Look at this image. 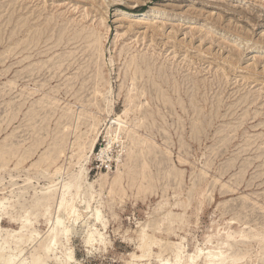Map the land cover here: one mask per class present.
<instances>
[{
    "label": "rangeland",
    "instance_id": "rangeland-1",
    "mask_svg": "<svg viewBox=\"0 0 264 264\" xmlns=\"http://www.w3.org/2000/svg\"><path fill=\"white\" fill-rule=\"evenodd\" d=\"M49 19L59 30L52 31L38 50L33 44L23 50L26 37L20 31L24 21L33 31L38 22ZM74 28L85 35L93 30L100 34V52L87 53L91 44L81 37L56 47L59 31L72 34ZM36 52L44 53L37 59ZM67 52L79 55L71 62L72 68L65 69L67 61L58 71L59 57ZM131 55L150 60L141 65L146 69V81L140 79L138 91L165 88L174 101L134 98L136 105L143 102L145 109L156 111L139 128L140 137L151 135L154 141L150 145L157 147L147 154L149 179L152 176L156 186L143 193L126 180V194L111 195L109 185L102 193L97 185L92 210L78 202L70 220L74 229L67 240L77 259L72 264L138 263L132 255L140 253L141 229L150 221L161 222V229L149 231L163 245L178 242L189 252L218 242L226 250L224 234L228 230L239 236L250 229H264V0H0V198L11 190L18 192L32 178L22 193L23 200L31 202L36 191L47 187L56 166H70L77 142L89 144L93 114H76V118L73 113L85 107L89 112L104 108L110 97L114 112L125 109ZM36 61L44 64V70L33 78L30 72ZM99 70L107 81L103 83L107 95L99 97L101 101L93 95ZM77 74L83 76L75 81ZM110 87L112 94L107 93ZM68 105H72L70 109ZM64 111L71 115L65 117ZM102 119L98 142L85 166L92 182L103 173L115 175L118 160H126L129 147L124 132L111 141L117 134L115 128H110L109 117ZM55 142L64 145L65 153L56 162L41 163ZM108 142L112 150L99 157ZM11 149L15 154H9ZM170 170L173 176L167 177ZM95 208L103 212L101 221L96 219ZM54 215L55 206L49 219ZM179 215L181 219L174 222ZM1 223L5 229L19 228L18 222L7 217ZM49 226L45 218L35 223L39 238L47 235ZM91 229L102 234L99 243L87 244ZM241 244L239 248L249 249V253L239 264H260L261 244L254 241L250 248L248 243ZM159 249L155 246L146 262L161 264V259L174 258L170 251ZM31 251L28 245L26 256Z\"/></svg>",
    "mask_w": 264,
    "mask_h": 264
},
{
    "label": "bare ground",
    "instance_id": "bare-ground-1",
    "mask_svg": "<svg viewBox=\"0 0 264 264\" xmlns=\"http://www.w3.org/2000/svg\"><path fill=\"white\" fill-rule=\"evenodd\" d=\"M137 7H139V6L138 5L135 6V8H137ZM26 21L27 20L24 21L23 25L21 24L22 25L21 30H22V28H23V30L20 31L23 34V36L26 37L24 42L22 41L23 42L22 43L23 50H27L28 47L31 46L32 44L34 45V48H37V50H38L40 48V44L43 43V40H45L46 38L49 39L51 37L52 31L55 32L56 30L57 31L59 30L56 28L55 25H53V23H52L54 21L53 19H49V20L44 21V22H38L35 25V27H33L34 28L33 31L30 30V29H32V27ZM60 27H62V26H60ZM71 27H73V26L71 25ZM65 29H64V31L63 30L59 31L58 39L56 38V41H55L56 47L57 46L59 47L65 41H66L65 43H69L70 41L81 37L83 39V42L86 39V41L87 42L89 41L91 44V45L87 46V48L89 47L88 48L89 51L87 52V50H84V53L87 52V53L93 55V51L100 52V46L102 44L101 43L102 40L100 38H102V37L99 38L98 36L100 34L99 35L97 33L95 34L94 30L92 31L93 33H91L89 35H85L84 34L85 32L83 33V30L80 31V33H79V31L76 32V29L74 28L76 33L71 34V33L66 31L68 28L66 30ZM80 29H82V28H80ZM88 30L90 31L91 29L89 28ZM72 31H74V30H72ZM86 31H87V29H86ZM81 32L84 35H81ZM97 32L99 33V31H97ZM66 35L69 37L67 38ZM94 36H95V39L93 38ZM92 42H93V44H92ZM94 43H96L97 45L94 46ZM87 44H89V43H87ZM42 51H44V50H42ZM43 53L38 52L36 54V56H38V57H36V58L37 59L41 58L43 56ZM76 53L71 52V53L66 54V56L63 55L64 57L60 56L59 57L60 62L57 61V62H59V64H58L56 69L57 70L61 69L65 65V62H67V61L69 63L68 64L66 63L67 65H65V69L68 70V69L72 68L71 62L76 58V56H77ZM47 54H48V52H47ZM26 60H27V58H26ZM148 60L149 59L145 58V57H144V59H139V57L137 58L135 55H133L131 57V62H129V65H128V69L130 70V72H129L130 76H129L128 80H130L131 83L129 84L128 90L125 92V93L128 92L127 97H128L129 103L127 102L128 105L125 106V109L121 113L114 112V109H113L114 107L112 108L110 96H109L110 98L106 97L108 100L104 99L107 101L106 107H104V108L100 107V108H98L97 111H90L89 112L86 110V109H88L87 107L83 108L78 113L76 111H75L76 113H73V111H72L73 114H75V115L77 114L79 117L81 115L86 114V113L87 114L91 113V114H93L94 120H93V124L91 125L92 138L89 141V144L88 143L86 144L85 141H83L82 143L77 142L78 143V151L75 152L76 151L75 150L74 153L71 155L72 161L70 162L69 167L65 166L66 165L65 163H64L65 165L56 166L54 169V172L51 173L48 177V182L46 185L47 187H45L44 190H41V192L36 191L34 196L32 197V201L29 203L23 200L24 196L22 194L23 190L28 187V186L26 187V185H29L28 183H30V181H32L31 180L32 178L30 179L29 177H28L29 179L26 178L27 180L25 181L28 183L23 185L19 191L17 190L18 192H16L15 190H11V192L8 196L0 198V264H72L77 259L75 257L74 248L68 246L67 240L69 239V237H70V235L74 229V224H72L70 220L73 218V216H75L76 211L78 210L77 209V203L78 202L83 203L84 207L86 209L92 210V201H93V199H96L95 194L98 192L97 191V185L100 186V189L102 190L101 193L104 192L103 190L106 187V185H109L110 188L109 187L108 188L110 189L109 193L111 195H115L118 193L119 194H121V193L126 194L127 189L124 185V182H126V180L128 181V183L130 185L137 187V189L139 191H142L143 193L147 192L148 190H150V191L153 190V188L156 186L154 184L153 177L151 176V178L149 179L150 175L148 174V170L150 168V164H149V161L147 159V154H149L150 152H155L153 150L157 147L154 146L155 148H153V146L150 145L151 142L154 141V140H151L153 137L152 138L149 137L151 135L142 138V137H140L141 136L140 135L141 130H139V128L141 126H143V124L145 123V119H147L148 117L155 116L156 111L153 110L154 108L153 109L152 108L151 109H145L144 108L145 103H143V102L142 103L140 102V104L136 105V102H134V100H135L134 98H141V97H136L138 95L139 96H146L147 99L149 98V96L151 98L157 97L158 99H160V101L167 103L168 101L171 100V97L169 96L170 94L167 93V91H164L165 88L163 90H162V88L161 89L160 88H154L153 89L154 92H153L152 88H150L151 91L148 90L147 88H143L141 91H138L139 90V81L141 78H143L145 80L144 77L146 75L145 74L146 69L144 70V68L141 65L143 63L146 64L148 62ZM53 61H56V60H53ZM47 62H49V61H47ZM36 63H37V61H36ZM50 63H52V62H50ZM150 65H151V62H150ZM75 66H76V64H75ZM43 67H44V64H40V62L37 63L34 68L31 66V68H33L32 69L33 71H32V73L30 72V76L31 77L33 76V78L35 76V78H37L40 75H42L43 70H44ZM88 67H89V65H88ZM125 67L127 68V66H125ZM147 67H152V66H147ZM48 68H49V66H48ZM78 68H80V67H78ZM25 72H27V71H25ZM28 72H29V70H28ZM149 75H150V73H149ZM82 76H83L82 74H80V75L77 74L76 76H74V80L75 81L81 80ZM152 76H151V78H152ZM124 77H125V74H124ZM153 79H155L154 76H153ZM166 79H167V77L163 78V80H166ZM69 80L74 81L73 78H71ZM156 81H158V80H156ZM152 82H154V80ZM168 82H170V81H168ZM103 83L107 84V81L105 82V77L101 74V72L99 70V71H97V74L95 76V86L96 85L97 86H96V88L94 90V94H93V95H95L94 97H96L97 101L99 100V97H103L105 95V93L103 91V87H105V86L103 85ZM74 84H76V83H74ZM154 84L155 83H153L152 85L154 86ZM158 84L161 85L160 82ZM162 84H163V82H162ZM174 84H177V83L174 82ZM69 85H71V84L69 83ZM72 85H73V83H72ZM26 86H28V85H26ZM157 86H159V85L156 84V86H154V87H157ZM167 86H168V84H167ZM150 87H152V86H150ZM175 87H177V86H175ZM67 89L68 88H66V90ZM39 91L40 90H36L35 93L39 92ZM67 91H66V93H67ZM177 91L179 92V87L176 88V92ZM107 93L112 94V87L107 88ZM150 99H149V101H150ZM40 101H42V98L40 99ZM99 101H101V100H99ZM172 101H170V102H172ZM158 103H159V101H158ZM88 105L89 104H87V106ZM69 106H72V105H68V107ZM101 106H103V105H101ZM145 106H146V104H145ZM154 107H156V106H154ZM69 109H70V107H69ZM41 111H42V109H41ZM64 113H65L64 114L65 117H69L71 115L70 111H67V112L64 111ZM77 115H76V118H78ZM132 116H134L133 124H131L132 122L130 121ZM102 117L104 119L109 117V120L111 121L110 128L111 129L115 128V132L117 133V134L114 133L115 136H113V138H111V141H115L117 139H120V137H119L120 133L124 132L125 138L127 137L129 140V144H127L126 146H129V147H128V149L126 148L127 149L126 150V160L125 161H123L121 159L118 160L119 163L117 165L118 167H117V170L115 172V175L110 177L108 173H103L99 179L92 182V181H89V179H88L89 177H87V168L85 166L89 160L90 152L93 151V149L95 148V146L98 142V136H99V132H100L98 126L101 124L100 122L103 121ZM86 118H87V116H86ZM79 119H81V118H79ZM150 119L152 120V118H150ZM147 123H149V122H147ZM147 123L144 125H147ZM67 129H68V127H67ZM58 132H59V130H58ZM146 135H148V134H146ZM64 137H66V136L62 137V141L65 142ZM40 139H41V137H40ZM34 141H37V140H34ZM74 145H76V144H74ZM109 145H110V142H108L107 146H105L104 148L101 149V152L99 153V157H102V155H104L110 149V147H112ZM122 147H124V146H122ZM8 149H10V148H8ZM110 150H112V149H110ZM11 151L12 152H10V153L8 152L10 155L15 154V151H13L12 149H11ZM65 151L66 150L64 149L63 144H61L60 142H55L54 147L52 146V149L48 153H46L45 157L42 158L41 163L49 161L51 164L52 162H56V160L61 155H63L65 153ZM24 152H26V151H24ZM3 154H4V152H3ZM23 154H25V153H23ZM66 156H67V154H66ZM118 156H119V154H118ZM11 157L12 156H10V159H11ZM21 158H23V156ZM149 158H150V156H149ZM180 159H182V158L180 157ZM23 161L24 160H22V162ZM41 163H38V165H36V166L40 167ZM170 172H171V170H170ZM170 172H169V175H167V177L173 176V173L172 172L170 173ZM64 173H66V176ZM174 176H176V175H174ZM177 176L178 177L181 176V173L179 171H177ZM181 177H183V176H181ZM145 180H146V182H145ZM54 206H55V211L57 213V216L54 215V216H56L55 219H54V216L52 219H49V216L51 215V212H52ZM94 214L96 215L97 220H99V221L102 220L103 212H102L101 208H95ZM5 217L9 218L10 221L18 222L19 228L16 230L15 229H5L1 223V219L4 220ZM40 218H45V220L48 221L50 224L47 235L44 234V237H41L42 236L41 235L40 236L41 238H39V233L37 232L36 228H34L35 223L37 221H39ZM179 219H181V215L177 216L175 218L174 222L176 220L178 221ZM152 222L151 221L148 222L141 229V234L139 237V244H138V248L140 249V253H137V254L134 253L132 255V257L138 261V263H136V264H151V262H146V260L149 257H151L152 255H154V247L155 246H158L161 249V252L163 250L170 251V253H172V256L174 255L173 259L172 258L161 259V264H204V262H209L210 264H239V262L243 261L245 259V257L247 256V254L249 253V249L248 250L240 249L239 245L242 246L241 243H248L247 246L250 248L253 245L252 243L254 241L258 242L259 245L261 244L260 247L262 249V252L260 254V259H259L260 261L259 262H260V264H264V229H258V228L257 229H250L249 231H244V233H242L239 236H236V235L233 236L234 232H229L230 230H228L224 234V236L227 238V240H226L227 241V249L226 250L223 251L222 247H218L219 244L221 245V243L218 242V244L214 247H208V246L206 248L196 247L193 250V252H189L188 250H183L186 247L179 245L178 242H174V243L169 242L168 244L163 245L162 240L156 238L153 235V232L150 234V231H149L150 229H153L154 231L161 229V222H158V223H155V222L152 223ZM86 225H88V223H86ZM104 226H106V223H104ZM87 236L88 237L85 239L87 244H92V243H99L101 240V239H99V237L101 238L102 234L99 231H97V229H96V231L91 229V231L89 232V234ZM28 245H31L32 251L29 253V256H26L25 250H26V247ZM181 246L183 247V249H181ZM158 257H161V255L158 254ZM244 263H246V262H244Z\"/></svg>",
    "mask_w": 264,
    "mask_h": 264
}]
</instances>
